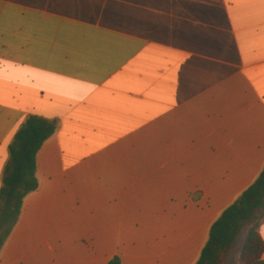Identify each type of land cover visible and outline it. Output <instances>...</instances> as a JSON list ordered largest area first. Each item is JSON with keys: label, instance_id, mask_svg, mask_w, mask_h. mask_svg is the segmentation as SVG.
Segmentation results:
<instances>
[{"label": "crops", "instance_id": "obj_1", "mask_svg": "<svg viewBox=\"0 0 264 264\" xmlns=\"http://www.w3.org/2000/svg\"><path fill=\"white\" fill-rule=\"evenodd\" d=\"M31 115L56 130L0 264H197L264 168V0H0V190Z\"/></svg>", "mask_w": 264, "mask_h": 264}, {"label": "trees", "instance_id": "obj_2", "mask_svg": "<svg viewBox=\"0 0 264 264\" xmlns=\"http://www.w3.org/2000/svg\"><path fill=\"white\" fill-rule=\"evenodd\" d=\"M55 130L53 122L31 115L13 137L0 190V252L19 221L25 198L38 189L37 155ZM263 217L264 168L256 181L213 223L197 264H225L244 225L251 228L241 264H264V241L258 232ZM108 264L122 263L119 257H114Z\"/></svg>", "mask_w": 264, "mask_h": 264}, {"label": "rangeland", "instance_id": "obj_3", "mask_svg": "<svg viewBox=\"0 0 264 264\" xmlns=\"http://www.w3.org/2000/svg\"><path fill=\"white\" fill-rule=\"evenodd\" d=\"M245 226H246V225H244V226L242 227L241 231H240V235H239V238H238V239H239V243L241 242L242 237H244V236H243V231H244L243 229H244ZM225 264H226V263H225Z\"/></svg>", "mask_w": 264, "mask_h": 264}, {"label": "water", "instance_id": "obj_4", "mask_svg": "<svg viewBox=\"0 0 264 264\" xmlns=\"http://www.w3.org/2000/svg\"><path fill=\"white\" fill-rule=\"evenodd\" d=\"M26 128V127H25Z\"/></svg>", "mask_w": 264, "mask_h": 264}]
</instances>
